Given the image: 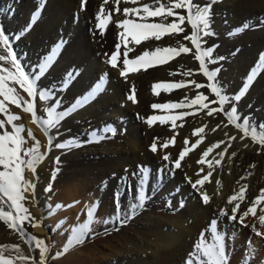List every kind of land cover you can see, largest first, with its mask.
I'll list each match as a JSON object with an SVG mask.
<instances>
[{"label":"bare ground","instance_id":"obj_1","mask_svg":"<svg viewBox=\"0 0 264 264\" xmlns=\"http://www.w3.org/2000/svg\"><path fill=\"white\" fill-rule=\"evenodd\" d=\"M38 2L40 0H0V26L12 38V46L18 58L22 59L23 66L25 67L26 62L29 60V52L27 54V50H35L34 45H52L53 42L58 44L57 40L60 39L64 42V47L51 69L38 82L41 88L50 77L61 76V74L67 77L69 72L74 74L80 72L67 90L66 102L68 103L66 105L75 100L73 101L74 105L77 100L92 92L95 89V86L93 87L94 84L102 83L104 90L97 92L93 100H90L82 108H78L62 123L65 126H69H66L63 137H66L67 141L76 140L81 146L68 149L65 154L68 163L65 164L66 168L61 172L52 201L47 199L45 191L47 181L46 167L50 160L55 157L57 151L55 144L58 143V139L51 132L46 135L44 127L38 122L33 123L31 113H26L25 115L31 129L35 131L36 140L40 141L41 152L46 155L45 160L37 166L35 174L26 169V179H30L36 185L34 196L31 193L26 195L27 202L31 208V216L35 218L33 224L39 222L38 226H33L36 236L42 239V234L44 233L49 237L51 236V231L55 232L56 228L62 224L70 228L72 237L74 229H79L80 226L88 222V218L85 219L84 217V212L88 213L89 208L98 202L99 207L94 210L95 221L91 232H88L82 244H75L72 241L77 256L101 257L103 259L102 264H185L183 263V258L190 254L188 250L192 248L193 239L199 229L212 214H217L221 208L227 207L230 210L231 205L226 203L230 195L237 192L243 184L248 185L245 192L246 199L241 204V211H243L264 189V148L254 144L250 138L240 140L242 133H239L233 125L212 132L211 129L217 123H220L221 120L227 123L222 116L207 117L203 115L201 117L194 116V119L191 117L190 125L177 126L179 132V135L176 136L179 141L178 146H180L183 138L182 133L188 131L195 123L196 125L200 124L199 127L201 124H207L208 128L203 134L204 140L199 149L196 148V151L190 152L184 163L182 162L184 171L179 170L176 176V181L181 182V184L184 183L185 176L183 177L182 175L185 172L192 177L193 181L197 179L196 158H200L202 150L206 146H210L219 140H226L225 131L230 136H237V140L232 141V148L225 155L221 165L215 166L211 182L205 183L204 190L212 197L210 204H202L199 194L194 189H192V192L190 191V194L188 190H191V186L185 183L183 186L185 185L186 189L184 186L180 194H175L177 199L174 200L171 207H165V200L163 201V199L167 197L168 192L173 190V185L170 184V189L161 190L157 196L158 198L155 199L156 202L148 204L146 208L137 211L128 220L127 224L119 225L118 222H111L118 213L123 216L128 212V208H126L127 202L125 199H121L120 195L125 185L121 177L127 175L128 181L132 184L134 162L148 156L160 161L162 155L170 154L173 156L172 154L174 153L171 145L168 149L159 148V144L163 143L162 138L161 141H158V152L153 154L149 146L156 136L155 129L157 126L149 127L142 120V116L138 118L137 114L135 115L136 112L141 114L144 112L142 110L145 108V100L150 95L146 92V84L152 81L155 83V79L159 77L156 71H160L161 68L145 72L139 71L133 75H128L127 80H125L119 75L117 69H113L107 63L108 57L105 56L103 50L101 51V48H94L85 52L83 48L90 40L87 32H83V29L79 30L81 32L78 31L75 37L71 39L74 29L72 27L71 29L69 28L70 22H80L83 27L84 25H89L90 20L95 19L96 15L92 14L95 10L94 0H89L88 6L84 11H80L78 7L80 0H49L38 21L25 34L24 30L32 20V10ZM144 3H152V0H137L136 4L130 2L129 5L131 7H140ZM121 7H124V5ZM94 13L96 12L94 11ZM262 22H264V0H221V2L213 6L212 29L215 32V36H212V38L222 39L220 56L221 54H226L227 70L229 71V73L226 72V77L228 79L230 77V87L233 90L235 88L239 89L238 85L242 89L248 78V75L243 77L244 71H251V65L254 61L260 63V55L264 53V49L260 50L264 45V24ZM245 24L251 27L238 35H229L233 30L241 28ZM108 28L105 40L106 44L112 45L115 42L116 32L114 27ZM40 34L43 39L39 36ZM66 39H71V41L65 42ZM101 42H104L103 38L97 40L96 44L101 45ZM232 44H242L241 51L232 53L231 50L233 48L230 47ZM51 51L49 52L50 54ZM191 57V55L190 57L186 55L185 59L181 57L185 62L183 73L194 70V58ZM180 59L178 58L177 60ZM175 64H178V62ZM31 67L30 69L28 66L26 70L31 75H35L33 71L35 67L32 65ZM164 69L162 68V70ZM198 73L193 72L196 82L198 79L197 75L199 76ZM105 74H107L106 79H104ZM159 78H162V76ZM133 79L139 83L138 85L141 89L139 92L141 99L137 105L132 101H127L125 96L127 93H124ZM188 89L192 92L196 88L191 85ZM255 98L256 100L253 102ZM148 99L151 100L153 98L150 99L149 97ZM149 102L151 101H148V104ZM240 104L245 107L243 112L248 107H253V109L264 116V71H261L259 76L250 84L247 92L240 100ZM66 105L63 107H66ZM36 111L38 116L43 117L38 98L36 100ZM107 126H111L115 130V135L110 131H105ZM166 128L167 126L161 127L164 139L168 137L167 134H164V131L171 133ZM97 134L106 138L97 141ZM49 136L52 139L50 151L48 146ZM245 144L249 146L245 148ZM223 147L224 145H221V149ZM221 149L214 150L208 158L215 156L216 152ZM232 151H236L237 155L231 157V162H229ZM216 158L219 159L218 156ZM252 165H255V167H252ZM203 167L206 172L208 170L207 165L205 164ZM126 169L127 173L125 172ZM219 169H221V172ZM203 174L201 173V175ZM217 180L220 181L219 189L216 184ZM105 181L106 184L104 183ZM167 187L169 188V186ZM180 200L185 201L183 208L178 207ZM71 201L75 205L76 213H73V210L68 207V203ZM58 204L64 205V207L57 208ZM262 214H264V203L257 206L256 217H252L249 214L245 218V223L251 225V227L255 225L257 230L264 232V224L259 221V216ZM237 215L239 218V213ZM106 219L110 221L107 225L103 223ZM223 221L225 222L224 227L227 238L236 222L229 221L226 218ZM105 228H107V231H105ZM8 230L0 226V245L21 243L17 233H10ZM58 235H55V238ZM251 240L250 257L248 256L250 259L247 260L246 264H264V239L254 236ZM21 244L27 249L24 242ZM234 264H243V262L238 261L236 263L235 261Z\"/></svg>","mask_w":264,"mask_h":264},{"label":"snow or ice","instance_id":"obj_2","mask_svg":"<svg viewBox=\"0 0 264 264\" xmlns=\"http://www.w3.org/2000/svg\"><path fill=\"white\" fill-rule=\"evenodd\" d=\"M44 0H41L43 4ZM121 0H113L115 4V14H121L124 18L116 22L115 26L122 31L118 32L119 42L115 45V51L111 54L107 63L113 69L119 71V75L127 80L130 72H139L142 68L146 71L148 68L155 67L157 65L167 64L171 59L178 57L181 54H189L194 57V60L198 62L199 72L209 82L206 87L210 89L214 94V99H209L208 95L204 92H197L194 98H189L185 94L184 98L178 102L168 103H154L151 105L153 109L171 110V109H187L176 114L169 113L168 115H152L144 119V122L152 127L157 121L159 124L164 125L171 122V127L175 129L177 127V120L183 122L185 117L194 116L200 112H204L207 117H213L215 114H220L226 118L227 123L221 120L214 128L211 129L215 132L217 129L227 128L229 125H233L239 133H242L240 140L250 138L251 141L259 145L260 148H264V124L257 126L250 118L242 117V114L238 111V102L242 99L243 95L247 92L249 85L256 78L257 73L264 71V55L260 58V63L254 68L251 74L248 76L244 87L238 94L228 95L225 89L220 85L217 80L219 68L212 69L210 65L215 64L218 60H223L224 57H213L215 48L208 46L205 38L215 36V32L211 27L212 23V7L214 4L221 2V0H208L207 3L201 5L194 0H152V3H144L140 7H124L122 12L119 7ZM131 3L136 4L137 0H130ZM109 0H103V4H108ZM182 13H186L182 14ZM113 11L109 10L105 14V8L102 5L99 12L96 14L97 29L100 30V34L103 35L107 29L108 24L113 19ZM133 17L129 19L128 17ZM40 12L34 13L29 25L26 26L24 32L31 30V27L38 21ZM149 18H159V22L149 23ZM171 18V22H168ZM139 21V22H138ZM185 22L191 28L190 34H185L182 37L183 41L190 42L193 47L188 46L186 43L177 41V46L168 47H155L152 51L144 50L141 54L137 55L134 59H129L128 54L133 49L128 47L130 42H134L136 45L141 44L144 41L155 40L160 41L165 36H178L186 32L184 27ZM264 24V22H262ZM251 27L248 24L243 25L241 28L233 30L229 33L230 36L238 35L244 30ZM19 38V37H17ZM130 38V40H129ZM9 35L5 33V30L0 26V113L6 114V119H0V129H5L6 125H11L12 131L4 130L0 132V221H2L8 229H12L19 233L23 238L27 235L24 224L28 222L33 224L34 217L31 216L28 207L25 206L27 196L25 193L35 194L36 185L30 180L25 178V170L27 169L31 173L37 172V166L46 158V155L41 152V144L39 140H36L31 129L28 130L27 135L35 143L31 147L25 148L27 140L22 135L25 131L23 124H16L15 121L20 119L19 115L10 114L6 107V102L15 105L17 108H23L26 113H31L33 123H39L44 127L45 134L48 135L49 129H57L61 122L78 108H82L90 100H93L97 92L103 91L102 83L96 84L95 89L89 94L83 96L81 99L67 110L58 111L57 109L61 105L59 99L55 100V107L46 106L44 111L46 118L37 115L36 100L51 101L53 99V92L48 89H42L39 85V81L46 75V72L57 58L60 48L63 46L61 41L51 51V54L44 58L42 64H39L38 72L35 75H31L23 66L19 60L17 53L11 43ZM121 45L124 46L123 62L120 65V49ZM7 64L8 66H4ZM79 73L69 72L64 81L67 85L70 83L76 75ZM176 73H170L175 75ZM184 76L193 75L192 71H185ZM105 74L104 79H106ZM190 83L195 86L196 89L205 88L204 84L197 83L195 80H191ZM27 94L29 99H25L24 96L17 91V87ZM188 82L180 80L178 82H159L152 86V90L156 95H159V90L163 89L165 92H169L173 89L187 88ZM128 100L133 103L136 102L135 88L127 97ZM210 105H218L217 107H211ZM139 118V117H138ZM143 119V118H142ZM183 127V123L179 125ZM208 128L207 124L196 127L193 129L191 135L196 137L195 141L191 143L189 147V139L185 138L183 143L184 147L178 153V156L173 159L170 154L162 155V160L167 162L164 166L157 170L159 174L167 173L168 175H174L175 170L182 169V162L189 155L190 152L199 147L204 140L205 130ZM259 129V130H258ZM105 131H110L115 135V130L111 126H107ZM178 135V133H177ZM226 140H219L210 146H206L202 150L200 158L197 160V164L201 165L196 173L197 179L193 181L192 177L185 173V181L194 189L198 194L201 202L204 205H209L212 201V197L204 190L205 183L211 182L210 177L213 175L215 166L221 165L225 155L229 149L232 148V141L237 140L236 135H229L228 132H224ZM106 137L97 134L96 140H102ZM159 137H155L150 145V151L153 154L158 152ZM176 136L173 135L170 139L166 140L162 144H159L160 149H168L170 145H174ZM221 145L224 147L221 149ZM49 151L52 147V139L49 136L48 139ZM78 141L70 140L63 143L55 144L58 149H71L80 147ZM249 145L245 144L247 148ZM216 149H221L216 152L215 156L209 160L208 157ZM23 153V155H21ZM236 151H232L229 157L236 156ZM219 157V159L216 158ZM60 158L56 157V164L59 165ZM207 165L206 174L201 176V173H205L203 165ZM171 165V168H169ZM255 167V165H252ZM60 168L57 167L52 172V181L56 179V176ZM127 173V169L125 170ZM151 169L146 166H137V171L132 173V176L137 181V196L136 203L129 205L128 212L123 216L119 213L114 217L111 222H118L119 225L127 224L128 220L134 216L137 211L144 207V202L148 198V194L145 191V184L148 182ZM115 176V174H113ZM124 184L130 186L127 175L121 177ZM106 184V181L104 182ZM219 189L220 181H216ZM248 188L247 184H243L237 192L230 195L227 199V205H231L230 210L227 207L221 208L216 214V218L210 221V236L211 242L205 238L202 233L199 240L195 243V250L190 253L189 258L185 264H229V257L226 254V233L221 228V222L226 218L229 221L237 222L242 226L247 227L245 224V218L251 214L252 217L257 215V206L264 203V189H262L257 197H255L251 204L241 211V204L245 201V192ZM45 191H52V184L49 183ZM3 205H7L8 210H5ZM185 202L179 201L178 207L183 208ZM57 208H63L64 205L58 204ZM99 207L98 202L92 205L88 210V222L80 226L79 229H74V235L70 238L75 244H82L88 232H91L93 223L95 221L94 210ZM171 207V203H169ZM239 213V218L238 214ZM259 221L264 224V214L259 216ZM33 224V226H38ZM103 223L107 225L109 220H104ZM87 230V231H86ZM117 230H119L117 228ZM107 231V228H105ZM252 231L258 237H264V232L257 231L255 225L252 226ZM35 243V248L39 249V260L32 261V264H47L49 259L50 249L43 239H38L35 236L29 237L27 243ZM14 250L15 257L6 255L9 250ZM69 250V245H65L62 252H56L53 259L59 258L63 253ZM32 258L25 255L20 248L19 244H5L0 245V264H29Z\"/></svg>","mask_w":264,"mask_h":264},{"label":"rangeland","instance_id":"obj_3","mask_svg":"<svg viewBox=\"0 0 264 264\" xmlns=\"http://www.w3.org/2000/svg\"><path fill=\"white\" fill-rule=\"evenodd\" d=\"M48 1L49 0H44V2H43V4L41 3V0H40V2H38L35 6H34V8H33V10H32V14L34 15V13H36V12H40V16H41V14L43 13V11H44V9H45V6L47 5V3H48ZM86 1V2H85ZM110 2L108 3V4H103V0H94V7H95V12L96 13H94V11H93V13L92 14H97L98 13V11H99V9H100V7L103 5L104 6V8H105V14L109 11V10H111V11H113V13H114V15H113V19H112V21L108 24V27H114L115 28V32H116V37H115V42H114V44H106V40H105V38H106V34H107V31H108V27H107V29L104 31V33H103V35L101 36V34H100V30H97V27H96V25H97V21H96V19H94V20H90V23H89V25H84L83 27H82V25H81V23L80 22H70V24H69V28L71 29V27L74 29L73 30V33H72V36H71V39L73 38V37H75V35H76V33H78V31L79 30H82L83 29V32L85 31V32H87L88 33V35H89V37H90V40L88 41V44L87 45H85V47L83 48L84 50H85V52L86 51H89L90 49H94V48H97V49H100L101 48V51L103 50V53L105 54V56H107L108 57V59L110 58V56H111V54L115 51V45L119 42V37H118V32L119 31H122L121 29H117V27L115 26V24H116V22L118 21V20H120V19H123L124 17L121 15V14H115V5H114V3H113V0H109ZM122 2H120V5H119V7H120V9H121V12H122V10H123V8L125 7V5H126V7H131V5H129V0H121ZM127 1V2H126ZM194 2H198V3H200L201 5H203V4H205V3H207L208 2V0H194ZM87 3H89V0H80V3H78V7H79V9H80V11H84V10H86V8H87V6H88V4ZM96 3V4H95ZM125 3V4H124ZM98 4V5H97ZM109 5V6H108ZM122 5H124V7H121ZM114 6V7H113ZM214 6V5H213ZM133 7H136V6H133ZM113 9V10H112ZM212 9H213V7H212ZM182 14H185L186 15V13H182ZM33 15H32V17H33ZM117 18H116V17ZM131 17V16H130ZM129 17V19H132L133 17H131L130 18ZM153 19V20H152ZM155 19V20H154ZM159 20V18L157 19V18H149V20H148V22L149 23H152V22H159L158 21ZM96 21V22H95ZM139 22V21H138ZM168 22H171V18L169 19V21ZM115 23V24H114ZM187 24V22H185V25ZM113 25V26H112ZM184 25V26H185ZM188 25V24H187ZM186 25V31L187 32H185V33H183V34H180V35H178V36H165L164 38H162L160 41H155V40H149V41H144V42H142L143 44H144V46H142L141 44H139V45H137L136 46V44L134 43V42H130L129 44H128V47L129 48H133V50L131 51V52H129V54H128V58L129 59H134L137 55H139V54H141L144 50H149V51H152L155 47H157V46H159L160 47V45H161V47H168V46H177L178 47V44H177V41H181V42H183V43H186L188 46H190V47H193V49H194V46H192L191 44H190V42H186V41H183V40H181L182 38L181 37H183L182 35H185V34H190V32H191V28H190V26L188 25L187 26ZM211 27H212V23H211ZM188 28V29H187ZM95 31V32H94ZM79 32H81V31H79ZM98 34V35H97ZM81 35H82V33H81ZM40 37H41V39H43V36L40 34L39 35ZM181 36V37H180ZM99 37V38H98ZM104 39V42H101L100 44L101 45H98V43L96 44V42H97V40H101V39ZM181 38V39H180ZM49 39V38H48ZM71 39L70 40H68V39H66L65 40V42H70L71 41ZM206 39V41H207V45L208 46H213L214 48H216L217 50H219L218 52H217V50L215 49V51H214V53H213V57H224V59L221 61V60H218V62L217 63H215V65L214 64H212V65H210V68H212V69H215V68H219L220 69V71H219V73H218V77H217V80L219 81V83H220V85L222 84V86H223V88L225 89V92H226V94L228 93V95H230V96H232V95H235V94H238L239 92H240V87H239V85H238V88L239 89H231V87H230V84H231V79H230V77H229V79L226 77V72H228L229 73V71L227 70L228 69V66H227V57H225L226 56V54H221V56H220V53H221V51H220V45H221V42H222V39L221 38H215V39H217V40H215L214 38H212V36L211 37H207V38H205ZM221 41H220V40ZM117 40V41H116ZM130 40V39H129ZM169 40V41H168ZM174 40H175V42H174ZM177 40V41H176ZM215 40V41H214ZM60 39H58L57 40V42H58V44L60 43ZM154 41H155V43H154ZM162 41V42H161ZM173 41V42H172ZM210 41V42H209ZM46 42H47V39H46ZM161 42V43H160ZM171 44H170V43ZM56 42H53V44L52 45H34V47H35V50H27L26 52H27V54H28V52H29V60L26 62V65H27V67L29 66L30 67V69L32 68L31 67V65L33 66V67H35V69H33V71H34V73L36 74L37 72H38V65L39 64H42L43 63V61H44V58L46 57V56H48V55H50V50H52L54 47H56V45H58L57 43L55 44ZM95 43V44H94ZM133 43V44H132ZM149 44V45H148ZM177 44V45H176ZM211 44V45H210ZM217 44H218V46H217ZM109 45V46H108ZM135 45V46H134ZM140 45H141V47H140ZM236 45H239V46H236ZM236 45H231L230 47H232L233 49L231 50L232 51V53H235V52H239V51H241V49H242V44L240 45V44H236ZM94 46V47H93ZM152 46V47H151ZM217 46V47H216ZM64 47V44H63V46L60 48V51H59V54H58V56H57V58L54 60V62L58 59V57H59V55L61 54V50H62V48ZM108 47H110V48H108ZM113 47V48H112ZM138 47V48H137ZM144 47V48H143ZM106 49V50H105ZM262 49H264V45L262 46V48H260V50H262ZM137 50V51H136ZM125 51V49H124V46L123 45H121V49H120V53H121V55H120V61H119V63H120V65L122 66V62H123V59H124V57H123V52ZM216 52H217V54H216ZM49 53V54H48ZM48 54V55H47ZM216 54V55H215ZM186 55L187 56H189L190 57V55L189 54H181V55H179L178 57H176V58H174V59H171L167 64H163V65H157V66H155V67H151V68H148L146 71H149V70H156V69H159V68H161V70L159 71V70H157L156 71V73L158 74V76L159 77H161L162 76V78H159V77H157L154 81H155V83L152 81L151 83H147L146 84V87H145V89H146V92H148L150 95L148 96V98L150 97V99L151 98H155L154 100L153 99H151V100H149L148 98L145 100V108L142 110V111H144V112H142V114L144 115H142L141 113H139V112H136L135 113V115L137 116V117H139V118H141V116H142V120L144 121V119H146L147 117H149V116H152V115H168L169 113H171V114H176V113H179V112H181V111H185V110H187V109H171V110H161V109H153L152 107H151V105L152 104H154V103H168V102H178V101H180L181 99H183L184 98V96H185V94H187V96L189 97V98H194V96L197 94V91H199V92H204V94L205 95H208L209 96V99L211 100V99H214L215 97H214V94H212L211 93V91H210V89H208L207 87H206V85L209 83L208 81H207V79L202 75V73H200L199 72V67H198V62L197 61H195L194 59V64H195V68H194V70H196V71H192V72H194V73H198L199 74V76L197 75V83H201V84H204L205 85V88H202V90L201 89H194V91H192V92H190V90L188 89V87L189 86H191L192 84L190 83V81L191 80H195V76H194V74L193 75H191V77L190 76H184L183 75V69H184V66H185V62H184V60L183 59H185L184 57H186ZM262 55H264V53L262 54ZM262 55H260V56H262ZM31 57V58H30ZM181 57H183V59L181 58ZM23 58V57H22ZM180 59V60H177V59ZM191 58H194L193 56L191 57ZM33 59V60H32ZM19 60L22 62V59L21 58H19ZM182 60V61H181ZM178 62V64H175V63H177ZM53 62V63H54ZM196 62V63H195ZM174 63V64H173ZM181 64V65H180ZM259 63L257 62V61H254L253 63H252V65H251V71L254 69V68H256L257 67V65H258ZM26 65H25V69L27 68L26 67ZM53 65V64H52ZM52 65H51V67H52ZM218 65V66H217ZM4 66H8L7 64H5ZM224 66V67H223ZM51 67L49 68V69H51ZM178 67V68H177ZM162 68L164 69V68H166V69H164V70H162ZM176 68V69H175ZM181 68V69H180ZM223 68V69H222ZM48 69V70H49ZM178 69V70H177ZM170 70V71H169ZM226 70V71H225ZM162 71H164V72H162ZM251 71H249V72H246V71H244V73H243V77L245 76V77H247V75L249 76L250 74H251ZM48 72V71H47ZM46 72V73H47ZM140 72H145V70L142 68L141 70H140ZM169 72V73H168ZM225 72V73H224ZM134 73H137V72H130L129 73V75H133ZM170 73H176L175 75H171L170 76ZM250 73V74H249ZM261 72H258L257 73V76H256V78L259 76V74H260ZM79 74H80V72H79ZM167 74V75H166ZM180 74V75H179ZM220 74V75H219ZM166 77H165V76ZM224 77H223V76ZM164 76V77H163ZM170 76V77H169ZM76 77H78V75L77 76H75V78L70 82V83H68L67 85H65L64 84V81H65V79H66V77H65V75H63V74H61V76L60 75H58V76H56V77H53V78H49L48 80H47V82H45V84H43V87H42V89H48V90H51L52 92H53V99L51 100V101H48V102H45V101H40V110H41V113H42V115H43V117H45L46 118V113H45V111H44V109H45V107L46 106H53V107H55V100L56 99H59L60 101H61V105H60V107L57 109L58 111H62V110H67V109H69L70 107H72L73 106V101H75V100H72L71 101V103H69V105H66L68 102H66V100H67V93H68V89L70 88V86L72 85V83L76 80ZM168 77V78H167ZM189 77V78H188ZM201 77V78H200ZM226 77V78H225ZM188 78V79H187ZM202 78H204V79H202ZM222 78V79H221ZM226 80H225V79ZM255 78V79H256ZM185 80L186 82H188V87L187 88H181V89H173V90H171V91H169V92H165L163 89H161V90H159V95H156L154 92H153V90H152V86L154 85V84H156V83H159V82H178V81H180V80ZM254 79V80H255ZM223 80V81H222ZM253 80V81H254ZM132 81V82H131ZM130 81V85H129V89L127 88V90H125V92L124 93H127V94H125V96H126V100L127 101H130V100H128L127 99V97H128V95H130L131 94V92H132V89H133V87L135 88V97H136V102L134 103V104H136L137 105V103H139V100L141 99V97H140V91H141V89H140V86L138 85L139 83L137 82V81H135L134 79L133 80H131ZM228 81V82H227ZM252 81V82H253ZM96 82V81H95ZM227 83V84H226ZM88 84H89V80H88ZM229 84V85H228ZM233 84H234V82H233ZM96 84H94L93 85V87L95 86ZM138 85V86H137ZM235 86V85H234ZM250 86V85H249ZM17 87V91L18 92H20V94L22 95V96H24L25 97V99H29L28 97H27V94L26 93H24L21 89H19V87L18 86H16ZM195 87V86H194ZM227 87H228V89H227ZM139 89V90H138ZM229 89H231L230 91H229ZM238 90V91H237ZM127 91V92H126ZM195 94H194V93ZM180 93V94H179ZM164 95V96H163ZM0 99H2V97H0ZM255 100H256V98L253 100V102H255ZM148 101H151V102H149V104H148ZM147 102V103H146ZM240 104V101L238 102V105ZM64 105H66V107H63ZM148 105V106H147ZM237 105V106H238ZM211 107H217L218 105H210ZM6 107L8 108V112L10 113V114H15V115H19L20 116V119L19 120H17V121H15L14 123H16V124H23L24 125V127H25V131L22 133V135L25 137V139L28 141L27 142V144H25L24 145V147L25 148H27V147H31L34 143H35V141L34 140H32L30 137H28V135H27V132H28V130L29 129H31V127H30V125H29V123L27 122V120H26V118H25V115H26V112H24L23 111V108L21 107V108H17L15 105H12V104H10V103H7L6 102ZM148 107V108H147ZM243 108H245L244 107V105H242V104H240V106H238V111H239V113H241L242 114V117H248V118H250V120L253 122V123H255L257 126H259V125H261V124H264V116H263V114H261V113H259V111H256L255 109H253V107H248L247 109H245L246 111H244L243 112ZM150 109V110H149ZM145 110H147V111H145ZM249 110V111H248ZM251 110H253V111H251ZM150 111V112H149ZM251 111V112H250ZM150 114H149V113ZM247 112V113H246ZM263 112H264V108H263ZM145 113V114H144ZM148 113V114H147ZM203 113V114H202ZM246 113V114H245ZM258 113V114H257ZM73 114V113H72ZM71 114V115H72ZM245 114V115H244ZM70 115V116H71ZM147 115V116H146ZM203 115H205L204 114V112H200V113H198V114H196V115H194V116H196V117H198V116H203ZM215 115H219V116H222V115H220V114H215ZM70 116H68V117H66L62 122H61V124H60V126L57 128V129H50L49 130V132H51L57 139H58V143H63V142H66L68 139H66V137L64 138L63 136H64V134H65V130H66V126L67 127H69L68 125H66L65 126V124H62L65 120H67ZM194 116H189V117H185V119H184V121L183 122H181V121H179V120H177V122H178V124H177V126H179L181 123H183V124H185V125H190V122L192 121L191 120V117H192V119H194ZM260 118V119H259ZM0 119H6V114H2V113H0ZM263 119V120H262ZM187 120V121H186ZM225 120H226V118H225ZM186 121V122H185ZM190 121V122H189ZM176 122V123H177ZM180 122V123H179ZM156 124V125H155ZM154 124V127H156V136L155 137H159L160 138V140L159 141H161L162 140V138H163V142H165V140L168 138V139H170L173 135H175V136H177V133H178V135H179V132H178V128L176 127L175 129H173L170 125H171V122H169V123H167V124H165V125H160L159 124V122L157 121L156 123ZM185 125H183V126H185ZM199 125L200 124H197L196 125V123L194 124V125H192L191 126V128L188 130V131H186V132H188V133H186V132H184V133H182V140H181V144H180V146L183 148V145H184V143H183V141H184V139L185 138H188L189 139V141H190V143H189V146H191V143H193L194 141H195V138L196 137H192V135H188V134H191L192 132H191V130L193 131V129H195L197 126L199 127ZM166 127L167 126V128H166V130L168 131H171V133H167L166 131H164V134H167V136L168 137H166L165 139H164V137H163V132L161 131V127ZM201 126H203L202 124H201ZM160 127V128H159ZM169 127H171V128H169ZM169 128V129H168ZM171 129V130H170ZM4 130H7V131H12V128H11V125H6L5 126V129H0V132H2V131H4ZM172 130H174L173 132H172ZM259 130V129H258ZM31 131H32V133H33V135L35 136V131L33 130V129H31ZM169 134H171V135H169ZM187 136V137H186ZM167 139V140H168ZM194 140V141H193ZM192 141V142H191ZM178 140H177V137H176V140H175V144L174 145H171L172 146V148L174 149V153H175V155H174V153L172 154L173 156H171L173 159H175L176 158V156H178V153L182 150V148L180 147V146H178ZM177 144V145H176ZM170 146V147H171ZM185 146V145H184ZM199 146H201V144L199 145ZM149 148H150V146H149ZM176 148V149H175ZM180 149V150H179ZM197 149H199V147L197 148ZM197 149H195V150H193V151H196ZM179 150V151H178ZM68 152V149H58L57 148V151H56V154H55V157H53L51 160H50V162L48 163V165H47V167H46V175H47V181H46V188H47V186L49 185V183H51L52 184V191H46V193H47V199H49V201H52V198H53V195H54V193L56 192V190H55V188H56V185L58 184V181H59V179H60V175H61V172H63L64 171V169L66 168V165L65 164H67L68 163V160H66V157H65V154ZM21 155H23V153H21ZM56 157H59L60 158V163H59V165H57L56 164ZM188 157V156H187ZM186 157V158H187ZM198 158L199 157H197L196 158V164H197V160H198ZM209 160H211L212 158H208ZM160 161H161V163H160ZM160 161H157L156 159H154V157H152V156H148V157H145V158H141V159H139V160H137L136 162H134V166H133V172H135V171H137V166L138 165H140V166H146V167H148L149 169H151V172H150V174H149V178H148V182L145 184V191L147 192V194H148V198L145 200V202H144V207L143 208H146L147 206H148V204H152L153 202H156L155 201V199L156 198H158L157 196L159 195V193H160V191L161 190H165V189H170V184H172L173 185V190H172V192L170 191V192H168L167 193V197L165 198V199H163V201L165 200V202H164V206L165 207H169V203H171V205L173 204V202H174V200L175 199H177V196L176 195H178V194H180L181 193V190H182V188H184V186H183V184H188L185 180L183 181L184 183H182L181 184V182H177L176 180H177V178H176V176H177V174H178V171L179 170H175V173H174V175H168L167 173H163V174H159V176H158V173H157V170L159 169V168H161L162 166H164L166 163L162 160V159H160ZM159 162V163H158ZM143 163V164H142ZM183 163H184V161H183ZM182 163V164H183ZM57 167H59L60 168V171L58 172V174H57V176H56V179L54 180V181H52V178H51V176H52V172L57 168ZM201 167V165H198L197 164V171L199 170V168ZM48 168V169H47ZM169 168H171V165H169ZM182 171H184V167L182 166V169H181ZM220 170V172H221V169H219ZM196 171V172H197ZM207 172V171H206ZM206 172L204 173V174H206ZM213 172H215V170L213 171ZM186 173V172H185ZM203 174V175H204ZM183 177L185 176V174H183L182 175ZM202 176V175H201ZM25 178H26V170H25ZM210 180H211V177H210ZM132 184L130 183V186H128V185H124V187H123V190H122V193L120 194L121 195V199H125V201L127 202L126 204V208H128L129 209V205H131V204H133V203H136V196H137V188H138V185H137V181H136V179H134V178H132ZM207 183H209V182H207ZM167 186H169V188L167 187ZM191 188V187H190ZM185 189H186V186H185ZM192 192L193 190H192V188H191V190H188V192ZM187 192V193H188ZM191 192H190V194H191ZM176 194V195H175ZM186 194V193H185ZM25 195H27V193H25ZM169 195H171V196H169ZM173 195V196H172ZM175 196V197H174ZM151 202V203H150ZM185 202V201H184ZM28 204V202H27V200L25 201V206L26 207H28V209H29V212L31 213V208H30V206H29V204ZM203 204V203H202ZM3 207L5 208V210H8V208H7V205H3ZM68 207L71 209V210H73V213H76V210H75V205L73 204V202L71 201V202H69L68 203ZM143 208H141V209H139L138 211H140V210H142ZM84 217H85V219H87L88 218V215H87V212H84ZM213 218H216V214L214 215V214H212L210 217H209V219L207 220V222L199 229V231H198V233H197V235L195 236V238L193 239L194 241L192 242V248L191 249H189L188 250V252L189 253H192L194 250H195V243L199 240V238H200V236H201V234L203 233L204 235H205V238L208 240V242H211V236H210V221H211V219H213ZM221 228L225 231V222L223 221V223L221 222ZM246 224V223H245ZM247 225V227H245V226H242V225H240L239 223H237L236 222V225L234 226V228L231 230V232L229 233V235H227V238L225 239V243H226V254H227V256L229 257V264H234V262L236 261V263L238 262V261H242L243 262V264H246L247 263V260H249L250 258V255H249V253H250V251H251V239L254 237V236H256L255 234H254V232L252 231V227H251V225H248V224H246ZM0 226H2V227H4L5 229H7L8 230V228H7V226L2 222V221H0ZM24 228H25V231H26V233H27V237L25 236V237H23V238H21L20 237V235H19V233L18 232H16V231H14V230H12V229H9L8 231H10V233L12 232V233H17V236H18V238H19V240L21 241V243L22 242H24L25 244H26V246H27V249L25 248V247H23L22 245L23 244H21V243H19V245H20V248H21V251L25 254V255H27V256H30L31 258H32V260H30L29 261V264H32V261L33 260H35V261H38L39 260V249H36L35 248V243H34V241L33 242H31V243H27L26 241H28L29 240V237H31V236H35V237H37L36 236V232H35V230L33 229V224H29L28 222H25V224H24ZM244 229V230H243ZM257 230V229H256ZM51 231V230H50ZM257 231H260V230H257ZM247 233H248V235H247ZM51 236H47V235H45L44 233L42 234V239L46 242V244L48 245V247H49V249H50V252H49V259H48V261H47V264H102V262H103V259L101 258V257H96V256H94V257H89V256H77L76 255V253H75V247L72 245V240L70 239L71 238V232H70V228L68 227V226H63L62 224H60L57 228H56V231L55 232H53V231H51ZM57 234H59L58 235V237L57 238H55V235H57ZM37 238H39V237H37ZM260 238H262V239H264V237H260ZM40 239V238H39ZM241 241V242H240ZM28 244V245H27ZM9 245H11V244H9ZM65 245H69V250L66 252V253H63L59 258H56V259H53L52 257H54L55 256V253L56 252H62V250H63V248L65 247ZM188 253V254H189ZM6 255H11V256H13V257H15V255H16V253H15V251L14 250H11V249H9L6 253H5ZM190 255V254H189ZM189 255H187V256H185V258H183V263H185L186 262V260L189 258ZM249 256V257H248ZM17 264H21V262H17ZM194 264H196V262H195V260H194Z\"/></svg>","mask_w":264,"mask_h":264}]
</instances>
